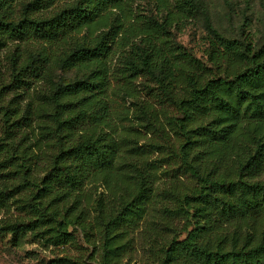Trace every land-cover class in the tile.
Listing matches in <instances>:
<instances>
[{
	"label": "trees",
	"instance_id": "trees-1",
	"mask_svg": "<svg viewBox=\"0 0 264 264\" xmlns=\"http://www.w3.org/2000/svg\"><path fill=\"white\" fill-rule=\"evenodd\" d=\"M60 1L31 0L16 23L3 15L15 0H0V47L40 43L24 59L16 46L0 90L27 99L21 112L0 104V211L14 209L2 229L17 246L32 234L59 250L79 228L98 264H131L136 233L149 264H264V46L210 39L197 58L173 33L194 17L191 0H148L155 17L142 0L34 17ZM41 57L87 79L30 93L45 81Z\"/></svg>",
	"mask_w": 264,
	"mask_h": 264
},
{
	"label": "rangeland",
	"instance_id": "rangeland-1",
	"mask_svg": "<svg viewBox=\"0 0 264 264\" xmlns=\"http://www.w3.org/2000/svg\"><path fill=\"white\" fill-rule=\"evenodd\" d=\"M31 0H15L13 3L14 15L5 13L4 21L18 22L22 16L23 4ZM76 0H62L56 2L53 7L41 10L35 13L34 17L47 18L57 11L63 4L72 3ZM194 6V17L187 21L181 30H174V39L185 50L192 53L199 59H205L204 51L207 48V43L210 39L217 41L239 40L249 38L256 47L264 46V0H191ZM137 11L147 17H155L156 12L153 5L148 0H142L136 4ZM88 45V44H87ZM16 46H19L18 54H21L22 59L27 56V51L40 49V43L33 41L30 43L21 41H7L4 47H0V90L7 85L11 79L10 57L16 51ZM37 67L42 66L44 80L35 82L30 86V93L44 91L45 87L50 89L63 88L72 85L76 82L87 79V76L79 73L75 68L62 61L49 62L46 58L41 57L35 64ZM141 80H138L135 85L140 90L142 85ZM46 84V86H45ZM140 94L144 97L142 89ZM25 98V97H24ZM0 104L8 105L11 102V107L21 112L26 106V100L16 98L14 92L2 91ZM126 107L133 111V108L127 102ZM137 122V121H135ZM138 123V122H137ZM137 127V126H136ZM138 128V127H137ZM5 125L3 124L0 115V138L4 136L3 132ZM139 146L145 142L143 130L139 131ZM89 192L100 193L98 188L94 191L93 188ZM14 209L8 216H5V211H0V264H51V261L57 256L82 258L86 264H98L96 260L90 259L91 253L83 252L78 248H88L84 244V235L79 228H70L69 232L74 236L76 244L66 246L59 250L43 242V240L29 234L23 238L22 244L17 246L13 243L12 235L4 231L2 228L6 217H11ZM16 214V212H15ZM13 222V220H12ZM11 222V223H12ZM10 223V222H8ZM185 235L181 236L183 239ZM137 240L134 242V254L131 258V264H149L147 251L139 244L138 234H135ZM128 263L127 260L124 263Z\"/></svg>",
	"mask_w": 264,
	"mask_h": 264
}]
</instances>
